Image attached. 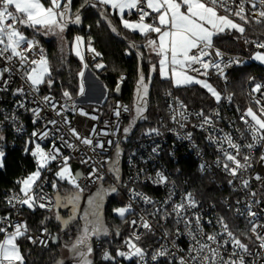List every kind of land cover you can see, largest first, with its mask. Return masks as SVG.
I'll use <instances>...</instances> for the list:
<instances>
[{"label":"snow or ice","instance_id":"1","mask_svg":"<svg viewBox=\"0 0 264 264\" xmlns=\"http://www.w3.org/2000/svg\"><path fill=\"white\" fill-rule=\"evenodd\" d=\"M87 8L96 10L99 16L96 21L98 27L102 21H106L111 32L120 36L122 32L114 24V19L118 18L123 29L141 34L146 41L143 48L154 57L149 59L148 73L145 74V53L134 41L129 43L130 49L137 50L139 61L135 103L132 107L118 103L113 108L117 118L122 112L131 114L129 126L123 128L125 134L129 133L138 121L148 119L145 113L148 110L150 86L155 75L162 81H168L172 88L176 89L198 85L211 94L216 105H220L223 99L232 102L233 94L222 97L221 91L208 82L212 74L210 70H215L214 74L227 82L225 69L232 65H241L244 61L239 57L225 61L224 53L215 44V38L238 33L237 39L243 37L245 44L253 46L249 59L264 64V39H249L245 36L253 25L264 27V0H82L78 8L74 0H0V93L16 98L12 104L14 111L5 113L0 110V169L4 167L6 155L3 150L4 130L15 127L17 132L23 131V125L19 122L21 110L31 112L34 125L38 121L43 122L42 129L33 130L25 142L24 151L34 159L35 170L16 182L19 192L7 197L5 203L15 209L17 215L24 206L32 211L39 208L52 213V217L46 216L40 222L43 226V238H34L31 235L27 221H14L8 212L0 216V264H28L27 257L30 253L22 250L24 240L33 245L39 242L44 248L49 246V239L53 243L60 240L59 235L51 236L46 226V221L53 217L63 226L62 230L68 237L63 247L69 253L67 261L70 264H96L95 242L110 235V229L101 213L105 197L110 193H118L117 184L121 183L118 161L120 145L118 141L102 140L100 137L116 136L120 126L117 124L111 132L97 131L93 127L86 136L77 131L66 115L70 111H77L73 94L61 84L65 103L57 108L51 94L57 80L56 69L53 68L39 39L53 36L70 45L71 51L83 66L77 73L79 87L76 94L84 95L83 69L89 67L88 63H85V52L92 54L93 60L102 54L93 46L91 35L87 38L77 35L72 41H66L65 33L70 24H82L83 10ZM126 15L135 18L128 19L125 18ZM88 27L90 29L91 25ZM126 54L133 53L128 51ZM93 66L97 69L105 67L99 62ZM124 79L123 75L119 77L121 82ZM249 79L254 81V78ZM44 89L48 90L47 94ZM116 91H120L119 84ZM167 95L172 97V92L169 91ZM248 95V106L242 111L236 109L241 112L238 119L244 126L242 130L236 129L240 139L234 138L231 133H224L222 136L210 133L207 137L208 141L216 146L215 167L230 177L228 184L234 192H243V199L237 198L234 204L225 201L224 214L205 220L201 214V201L196 198L194 192H183L178 201L174 199L177 195L175 181H171L173 187L169 190L167 198L159 202L133 191L127 205L114 209V212L132 227V231L124 237L114 255L109 248H103L100 260L104 264H122V261L152 264L160 258H165L166 264H264V207H260L264 204V173L255 172L247 177L245 175L250 173L254 163L264 168V82H254ZM173 100L175 106L169 105V118L179 128H185L190 122L189 118L194 116L197 123L192 125L193 128L205 131L210 128L214 132H223V129L216 127V122L222 118L221 108H212L208 112L201 108L191 112L183 101L177 97H173ZM33 104L37 106L31 107ZM48 111L54 113L50 118L42 115V112ZM79 114L89 116L82 108L79 109ZM90 118L98 120L97 116ZM107 124L106 121L105 125ZM48 125H52V128L49 129ZM145 134L159 135L160 132L158 128H150ZM180 138L191 140L192 132H187ZM49 139L51 147L48 150L37 142ZM57 140L61 142L60 146H57ZM31 145L34 147H30ZM80 145L98 157L93 160L86 152L81 156L80 163L91 164L86 177L80 172H75L69 163L71 156L62 151L67 148L80 152ZM106 145L115 146L116 159L101 158L107 151ZM256 150H259L258 159L252 155ZM152 151L155 153L158 148H153ZM53 162L58 167L54 173ZM105 165L107 172L111 173L116 181L109 187L103 186ZM210 167L202 163L200 170L203 172ZM49 173L54 176L51 180ZM169 182V177L163 172H156L153 183L167 185ZM253 182L259 183L258 188L253 189ZM45 184H50L51 188L56 190L54 196L45 191ZM65 185L66 194L61 196L60 189ZM89 185L97 186L96 191L87 196L86 207L81 209V200L84 199ZM136 198L151 205L152 209L140 210L138 219L129 221L126 214H136L133 207ZM241 204L243 207H240ZM69 206L70 212L65 219L58 209ZM229 213L232 214L231 224L227 218ZM241 218L245 221L246 230L243 231L234 223ZM169 221L177 226L176 238L188 237L187 251L180 248L175 239L170 241L169 246L170 232L166 228ZM206 224L212 226L211 232L205 231ZM181 225L183 230L179 227ZM158 227L164 229L159 236L156 231ZM116 235H121L119 229L116 230ZM148 235L153 237V243L156 245L150 256L148 248L142 243ZM160 240L166 242L161 244ZM108 243L111 244V241ZM56 264H66V259H58Z\"/></svg>","mask_w":264,"mask_h":264},{"label":"built area","instance_id":"2","mask_svg":"<svg viewBox=\"0 0 264 264\" xmlns=\"http://www.w3.org/2000/svg\"><path fill=\"white\" fill-rule=\"evenodd\" d=\"M41 45L44 48L42 42ZM219 49L224 53L225 61H227L232 57H239L241 60L244 61V63L241 65H232L231 67L225 69L227 82H225L219 76L215 75L214 74L215 70H210L212 74L210 75L208 82L215 84L214 87H216L219 91L223 92L222 97H224L227 94H230V92L227 91V88L232 80V76L234 75V72L236 70H241V69H251V72L246 75L243 82L244 90H245L246 107H247L249 104L248 93L253 83L264 82V64L249 59V55L253 50V46L246 45V52L244 54L229 52L222 48ZM100 60L101 57H97L95 60H93L92 54L85 52V63H88L92 73L101 79L102 77L106 76V73L102 71L103 68L97 69L93 66L97 62L100 63ZM122 75L125 77V79L123 82H121L119 80V77L121 76L120 75L117 80V84L119 85L124 84L125 81L127 80V74H122ZM250 77L254 78V81H250L249 79ZM15 86L16 85H13V87ZM169 91L172 92V97L167 95ZM169 91L164 94L165 112L163 115L158 117L154 126H152V128L159 129L160 132L159 135L156 134L146 135L145 133L147 132L148 129L136 134L133 132V130H130L129 133L125 134L123 132V128L127 127L126 124L131 119V114L122 112L121 116L117 118L113 113V108L116 104L119 103L121 105H127L124 101L121 100V98L120 99L116 98V100L108 106L105 105V107L101 109H96L90 107L89 105L84 104L79 96H73L74 102L77 105V111L76 112L70 111L66 113V115L71 120L72 125L77 129V131L84 136L89 135L90 130L93 127H95L97 131L105 130L111 132L115 130L116 125L119 124L120 129L117 132L116 136L100 137V139L102 140L113 139L114 141H118L120 145V156L118 157V161H119V169H120L119 174L121 177V183L117 184L118 193H116V195L123 196L124 204L122 206H125L129 203V199L133 191L143 193L144 195L150 197L153 201L156 202L163 201L164 199L167 198L169 190L172 189L173 187L171 181H175V190L177 192V195L176 197H174V199L178 201L181 193L186 191L194 192L188 179V175L190 174V171L194 169V171H196L200 176L206 177L208 181L214 186L215 190L213 192V196L209 200H205L201 197H198L194 192L196 198L199 201H201L202 204L201 214L204 216L205 220L212 219L217 215H221L226 212V208L224 204L225 201L234 204L237 198L243 199V192L241 191L234 192L232 186H230L227 182L228 179H230V177H228L220 169L215 167L214 160L217 154L216 146L212 145L208 141L207 137L210 133L217 136H222L224 133H231L234 136V138L240 139L239 133L236 132V129L240 128L242 130L244 126H243V122L238 119L241 112L237 111L236 109L239 108L242 111L246 107L243 108L240 105V103H238L235 100L234 95L232 102H228L226 99H223L220 105H216L214 102V106L212 108L219 107L222 109L221 111L222 118L216 122V127L218 129H223V132H214L210 128L207 131L193 128L192 125L197 123V120L194 116L190 117L189 118L190 122L187 124L185 128L181 129L170 120L169 105L171 104L175 106L173 97H177L180 101L183 100L175 93L173 89ZM44 92L45 94H47L48 90L44 89ZM52 95L54 96V102L57 104V108H59L60 105L65 103L62 94L61 95L52 94ZM15 99L16 98L12 97L11 95L0 93V110L4 111L5 113H10L14 111L12 104ZM69 103H71V101H69ZM36 106L37 105L35 104L31 105V107H36ZM187 106H188V110L191 112L200 110L198 108H194L189 105ZM81 108L85 112L89 113V116L80 115L79 109ZM211 109L205 111L208 112ZM21 113L22 114L19 116V122L20 124L23 125V131L17 132L15 130V127H9L4 130L3 134L5 135V141L3 143V150L5 151L6 155L9 151L15 149L24 150L26 146L25 142L29 139L31 132L33 130L42 129L43 127L42 121H38L36 125L32 123L31 112H23V110H21ZM42 115H46L47 117L50 118L54 115V113L48 111L47 113L42 112ZM90 116H97L98 120H92ZM106 121L108 122L107 126L105 125ZM230 121H234V123H231ZM48 128L51 129L52 125H48ZM187 132H192V139L191 140L181 139L180 137L184 136ZM37 142H39L42 147L46 146V150H48L51 147V139L37 141ZM60 143L61 142L59 140L56 141L57 146H60ZM76 143L79 144L78 141H76ZM30 147H34V145H31ZM80 148H81L80 152H73L71 149H67V148H63L62 151L64 152L65 155L71 156V159L69 161L70 165H72L73 162H77L80 165L82 174L84 177H86L87 173L90 171L91 164L80 163L81 156L86 152L88 156L93 157V160L97 159L98 157H96L85 146L80 145ZM153 148H158V151L154 153L152 151ZM106 149L107 151L103 153V156L101 158L107 159L109 157H112L113 159H116L115 146L113 145L109 147L106 145ZM252 155L254 157H257L258 159L259 150L253 151ZM202 163H206L211 167L201 172L200 165ZM52 167H53V173L56 170H58V167L56 166L55 162H53ZM104 171L106 175H105V181L103 182V186L109 187L110 185L115 184L116 181L114 180L112 174L107 172V165H105ZM157 171H161L166 176L169 177L170 182L167 185H160L153 183V179L155 178ZM255 172L264 173V168H262L259 164L254 163L253 169L250 171V173H247L245 175L246 177L250 175H254ZM53 173L48 174L50 180L54 178ZM149 177H152L153 179H149ZM81 182H86V181H81ZM258 186H259L258 182H253L252 185L253 189L258 188ZM96 187L97 186L89 185V189ZM44 189L50 195L53 196L55 195L56 190L52 189L50 184H45ZM18 192H19V188L17 187L4 190L2 196L4 203L7 197L16 194ZM59 194L61 195V193ZM213 205L215 207H213ZM26 207L27 206H24L20 210V214L17 215V211L15 209H11L5 203L4 208H0V216H3L5 212H8L10 213L11 218L14 221H27L24 216V210ZM133 207L135 209L136 214L134 215L126 214V218L129 221H131L132 219H138L140 210L152 209L151 205L145 204L139 198H136L133 201ZM240 207H243V204H241ZM260 207H264V204H262ZM227 218L230 224L233 223L231 213L228 214ZM234 223L236 226H238V228L241 231L246 230L245 221L243 220V218L239 220H235ZM127 225H128V234H129L132 231V227L128 223ZM42 227L43 226H40L36 230H30L31 235L34 238L41 237ZM176 227L177 226L173 225L171 221H169L166 225L167 230L170 232V237L168 241L169 246H171L170 241L172 239H175L176 244L180 248H183L185 251H187V247L189 244L188 237L180 236L179 238H176L175 236ZM179 227L181 228V230H183L182 225ZM163 230L164 229L158 227L156 229L157 236H159ZM212 230H213L212 226L207 224L205 225V231L211 232ZM237 235H239V232H237ZM24 241H26L29 245L36 247L37 249H40L42 251H46L49 248L50 244L52 243L51 239H49L48 240L49 246L47 248H44L42 245L39 244V242L33 245L27 240ZM165 242H166L165 240H160L161 244ZM142 243L144 247L148 248L149 256H150L153 249L156 247V245L153 243V237L151 235L145 236ZM252 247H253V251H255L256 250L255 245H253ZM130 262L134 263L133 261H122V264L130 263ZM152 264H166V260L165 258H160L158 262H152Z\"/></svg>","mask_w":264,"mask_h":264},{"label":"trees","instance_id":"3","mask_svg":"<svg viewBox=\"0 0 264 264\" xmlns=\"http://www.w3.org/2000/svg\"><path fill=\"white\" fill-rule=\"evenodd\" d=\"M82 0H74L76 8L80 6ZM75 10V9H74ZM99 16L96 10L87 8L83 10L82 24L81 25H69V30L67 31V41H72L75 36L80 35L87 38L91 35L93 38V45L99 51L101 55L100 63H103L105 67L102 69L106 73L105 77L101 79L107 87V101L106 106L110 105L116 100L112 94L116 91L118 77L122 74H127V80L123 84L121 100L124 101L129 107L133 100L135 102V84L137 79V66L138 57L136 55V49H130L128 47L129 43L134 41L140 45V50L145 53L143 66L145 74L148 73V62L149 54L148 50L143 48L144 41L143 37L137 33H132L127 29H123L122 24L119 19H114V24L118 27V30L122 32V35L117 36L115 33L111 32L106 21H102L99 27L96 21ZM89 25L91 28L89 29ZM30 31V30H29ZM264 27L253 25L246 32L249 39H264ZM41 42L44 45L45 51L48 54L50 62L54 69H56V84L52 90V94L61 95L63 87L70 91L73 96H78L79 87V77L77 73L82 70L81 61L73 54L70 49L67 52H61L60 49L55 46L51 41H45L40 37ZM215 44L226 51L233 53H245L246 46L240 43V41L235 40L230 34L221 35L215 38ZM131 51L133 54H126ZM154 59V58H153ZM251 69H241L236 70L232 76V80L227 88V91L233 93L235 100L240 103V105L246 107L245 90H244V78ZM173 89L175 93L189 106L194 108H204L205 110L211 109L214 106V100L205 89L195 85L191 88H172L168 81L160 80L158 75L154 76V82L150 86L149 95V105L148 110L145 113L147 115V120H140L131 130L133 132L139 133L142 129L148 126H154L158 117L165 112L164 94L169 90ZM129 121L126 126H129ZM35 170V161L29 153L24 150L15 149L9 151L4 158V167L0 169V208H4L3 191L7 189H12L14 187L19 188L17 181L25 178L28 174ZM189 183L193 188L195 194L205 200H209L213 196L214 186L208 181L206 177L200 176L196 171L191 170L188 175ZM66 185L61 187V195L66 194ZM124 204V203H123ZM123 204H118L116 200L108 198L104 207L102 208V216L105 219L106 225L110 229V235L108 237H102L101 240L95 242V261L96 264H104L100 260L101 252L103 248H109L112 254H115V249L119 247L128 234V225L121 218L115 216L114 209L122 206ZM56 211V209H54ZM61 215H68L67 213L60 212ZM24 216L28 222L30 230H36L41 225V220L47 217H52V213L47 210L37 208L35 211L28 209L24 210ZM46 226L49 230L51 236H60L57 244H50L46 251H42L29 245L26 241L22 242V250L28 255V264H56L58 259L62 258V241L68 240L65 235V231L62 230L61 226L53 218L46 221ZM119 229L121 232L120 236L116 235V230ZM72 235L74 237L75 230L73 228ZM111 241V244L108 243ZM66 264H70L66 261ZM124 264H134L124 263Z\"/></svg>","mask_w":264,"mask_h":264},{"label":"rangeland","instance_id":"4","mask_svg":"<svg viewBox=\"0 0 264 264\" xmlns=\"http://www.w3.org/2000/svg\"><path fill=\"white\" fill-rule=\"evenodd\" d=\"M231 36H233L235 38V40L240 41V43H242L243 45H247L244 43V38H240L237 39L236 37L239 35L238 33H233L230 34ZM245 36L247 38L248 35L245 33ZM45 41H51L53 44H55V46H57L60 51L63 48V51L61 52H67V50L69 49V44L63 43L61 42L57 37H53V36H48V37H42ZM65 38L67 41V32L65 33ZM217 46V45H216ZM74 54V52H73ZM75 55V54H74ZM150 59H153L154 57L150 56ZM78 58V57H77ZM79 59V58H78ZM80 60V59H79ZM88 69L91 71L90 67H88ZM85 69H83L84 71ZM96 85H93L92 87H88V89L85 88V94L84 95H78L81 99V101L86 104L89 105L90 107L96 108V109H101L103 107H105L108 95H107V87L105 85V83L103 82L102 79H100L99 77L96 76ZM213 84V83H212ZM215 84H213L214 86ZM204 89V88H203ZM206 90V89H205ZM207 91V90H206ZM223 93V92H221ZM210 94V93H209ZM214 100V98H213ZM215 102V101H214ZM134 100L132 102V104L130 105V107H132L134 105ZM134 114V113H133ZM131 121V119L129 120V122ZM151 127H147L142 129L140 132H143L147 129H150ZM46 150V149H45ZM96 191V188H92V189H88L87 192H85L84 194V199L81 200V209H83L84 207H86V198L90 193H94ZM108 198H112L113 200H116L118 202V204H123L124 203V198L121 195H116V193H110L108 196L105 197L104 203H106ZM104 203H103V207H104ZM70 207L69 208H62V209H67L70 212ZM122 207V206H120ZM119 208V207H118ZM115 216L119 217L115 212H114ZM103 217V216H102ZM104 218V217H103ZM120 218V217H119ZM105 220V219H104ZM106 223V222H105ZM64 240L62 241V258H65L67 261V257L69 256L68 251L63 247L64 245Z\"/></svg>","mask_w":264,"mask_h":264},{"label":"crops","instance_id":"5","mask_svg":"<svg viewBox=\"0 0 264 264\" xmlns=\"http://www.w3.org/2000/svg\"><path fill=\"white\" fill-rule=\"evenodd\" d=\"M125 18H128V19H134L133 17H129V16H125ZM130 31V30H129ZM131 32V31H130ZM133 33V32H132ZM139 34V33H137ZM141 35V34H139ZM142 36V35H141ZM84 85H85V88L88 89V87H92L93 85H96V76L92 73V71H90L88 68H86L84 70Z\"/></svg>","mask_w":264,"mask_h":264},{"label":"water","instance_id":"6","mask_svg":"<svg viewBox=\"0 0 264 264\" xmlns=\"http://www.w3.org/2000/svg\"><path fill=\"white\" fill-rule=\"evenodd\" d=\"M122 89H123V84H120V91H119V92L115 91V92L112 94V96H113L114 98L120 99V98H121V94H122ZM138 123H139V121L137 122V124H138ZM71 166L74 168L75 172H80V173H82V171H81V167H80V165H79L77 162H73ZM58 211H59V212H62V213H68V214H69V211H68L67 209H62V208H60V209H58ZM66 218H67V217H66ZM66 218H65V219H66ZM57 223L59 224V222H57ZM59 226H61V228L63 227V226L60 225V224H59ZM57 243H58V241H56V242L53 243V244H57Z\"/></svg>","mask_w":264,"mask_h":264},{"label":"flooded vegetation","instance_id":"7","mask_svg":"<svg viewBox=\"0 0 264 264\" xmlns=\"http://www.w3.org/2000/svg\"><path fill=\"white\" fill-rule=\"evenodd\" d=\"M67 214H68V213H67ZM68 215H69V214H68ZM68 215H67V216H63V215H62V216H63L64 218H66V217H68Z\"/></svg>","mask_w":264,"mask_h":264}]
</instances>
